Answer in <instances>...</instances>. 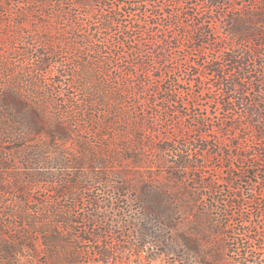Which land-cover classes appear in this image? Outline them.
<instances>
[{
  "label": "rangeland",
  "instance_id": "obj_1",
  "mask_svg": "<svg viewBox=\"0 0 264 264\" xmlns=\"http://www.w3.org/2000/svg\"><path fill=\"white\" fill-rule=\"evenodd\" d=\"M26 1L0 0V91L12 88L16 91L14 87H19L21 90L18 95L21 93L20 95L38 103L50 123L63 120L65 101L72 92L79 99H93L103 103V107L95 104L96 109L100 110L97 114L101 117L102 110L107 108V105H113L117 109L126 107L122 109L123 113L126 111L127 116L132 117L133 124L136 122L145 133V139L140 145L139 151L143 154H140L142 159H139V162L134 163L127 158L114 159V156L107 155L112 153L110 149H114V152L122 151L117 149L122 141L115 135L117 139L111 140L112 148L108 149V152L106 149L97 154L99 160L105 161L107 166H99L96 161L90 162L93 171L105 169L109 172L107 182L90 181L87 190H74L77 208L83 214L90 208L87 196H95L101 207L107 203L106 200H110L111 205L108 206L106 216L114 225L117 220L135 217L134 212L139 204L135 200L136 196L144 194L159 207L164 224L161 232L168 236L166 245L169 250L166 251L163 246L166 242H162L163 245L160 242V246L153 250L148 248L146 243L144 250L122 251L120 245L128 247L126 243H132L134 240L128 231L119 234L114 226L106 229V233L100 232V237L97 238L115 248L112 264H133L136 258L140 260V264H253L254 258L245 262L236 251L237 243L240 239H245L247 230L253 229V225L263 235L261 243L264 247V174L259 169L252 170L250 163H244L238 158L242 150L240 141L244 139L239 136L240 131L223 126L226 118L219 104V94L208 91L207 88L212 80L208 77L193 79L185 70L192 62L199 66L209 59L214 54V46L205 45L197 51L192 47V43L187 42L189 33L180 35L179 31L186 28L191 33L193 23L201 20L205 22L202 30L214 31L216 37L221 39L230 38L226 15L246 13L257 0H224V5L217 10L210 9L202 0H193V4L188 5L180 0H154L157 8L166 13V16L158 21L161 24L170 23L171 26L166 28L164 25L160 30L154 31L137 27V21L148 16L143 7L138 10L136 8V14L127 7L119 19H123L127 27H131L122 34L133 38L120 44L114 42L112 33L106 34L100 28L99 22L94 25L92 21L96 19L92 20L83 8L73 7L69 10V15L60 16L56 11H52L48 3L46 13L26 11V7L37 6L26 5ZM64 1L65 10L70 9L68 0ZM109 10L110 8L106 9L107 12ZM218 13L222 14L218 16ZM224 13L226 14L223 18ZM193 14L197 15L194 21L191 17ZM73 16L80 17L86 25H78L77 30H69L68 25L74 22ZM147 31L154 33L156 38L165 33L173 36L178 48L167 57L164 63L166 67L156 63L147 70L151 71L146 79L152 80L159 91L153 99L160 103V106L147 108L144 105L139 109L133 105L137 101L143 103L147 98H152L149 92L141 91L140 87L132 93L124 94L116 89H105L96 79L98 74L94 78V66L91 63L81 65L82 58L86 59L87 53L92 56L96 54L88 47H79L81 39L89 37L96 41L95 43H100V56L120 53L128 57L130 54L136 55L140 49L144 52L153 50V42L149 35L147 38ZM199 51L204 53L202 57H198ZM45 59H49L50 64L46 65ZM64 62L67 66L65 70L68 69L66 72H63L62 68ZM117 69L120 70L119 67ZM203 71L207 74V68L203 67ZM65 73L74 75V87L68 86L71 79ZM90 87L97 91L95 97L88 95ZM162 104L167 107L163 109ZM202 117L208 121L206 127L195 123V120L198 121ZM135 131L130 121L127 132ZM93 132L95 133V130L86 127L82 134L79 133L83 137L80 140L86 141L90 147L99 151L100 143L93 137ZM0 134H6L5 142L0 143V158L5 157L6 166L3 171L6 184L3 185V193L0 196V212L5 203H13L15 195L43 198L56 196L58 193L63 196L62 199H66L67 191L59 184L58 177H69L72 175L70 169L55 165L43 169L33 162L27 167L22 161V149L26 148L25 151H28L37 146L39 138L32 137L29 141L15 139L1 111ZM113 135L114 132H110V136ZM233 136L234 141H239V147L227 146ZM80 140H69L63 144L55 141L54 146H62L68 154H76ZM136 140L139 139L135 138L133 143H136ZM226 142L228 144L224 146ZM202 143H206L204 148L199 146ZM220 147L230 150L232 161H227V151L225 148L221 150ZM180 161H185L186 166L179 168ZM28 168L48 170L57 179L52 184L27 180ZM178 168L182 169L181 172ZM174 171H179L181 176L172 174ZM199 176L214 185L215 190L199 187L196 180ZM80 193L83 198H79ZM214 194L215 202L212 200ZM210 199L212 204L206 207L205 203ZM83 225L81 223L80 226ZM31 253L30 250H25L23 256L28 257ZM1 255L0 253V260ZM39 255L37 264H47L46 255ZM259 258L264 264V248ZM80 264L102 263L90 248L80 258Z\"/></svg>",
  "mask_w": 264,
  "mask_h": 264
},
{
  "label": "trees",
  "instance_id": "obj_2",
  "mask_svg": "<svg viewBox=\"0 0 264 264\" xmlns=\"http://www.w3.org/2000/svg\"><path fill=\"white\" fill-rule=\"evenodd\" d=\"M180 1L187 5L194 2L193 0ZM68 2L71 7L65 10L64 0H27L26 5L35 4L37 6L26 7V11L46 13L47 3L49 6L51 5L52 11H56V14L60 16L61 14L69 15V10L73 7L83 8L92 20L96 19L92 21L94 25L95 22H99L100 28L106 34L111 35L112 33L115 38L113 41L116 44L131 41L133 38V36L122 34L124 30H130L131 27H127L126 22L119 19L127 7L134 14L142 7L144 12H148L145 19L137 21V27L150 31L160 30L164 25L167 26L166 28H171L170 23L161 24L158 21L166 16V13H162L161 8H157L154 0H68ZM202 2L212 10H217L221 5H224V0H202ZM107 8H110L108 12ZM221 14L218 13V16ZM196 16V14L191 15L193 21ZM72 18L74 24L68 25L69 30H77L76 26L86 25L83 20H80V17L73 16ZM225 20L230 38L221 39L216 37L214 31L202 30L205 22L201 20H196L193 23L191 33L186 28L179 31L180 35L189 33L187 42L192 43V47L197 51L205 45L214 46V54L199 65L200 68L192 62L185 70L189 76L192 75L193 79L200 78L201 80V77H208L212 80L207 88L208 91H215L216 94H219V104L225 113L223 116L226 118L223 126L230 130L240 131L239 136L244 139L240 141L242 150L238 158L244 163H250L252 170L255 171L256 168L264 174V0H257L252 9L246 13L226 15ZM148 35L152 39L151 48L153 50L144 52L139 46L141 54L138 51L136 55L130 54L128 57L120 55V53L100 56L98 53L100 52V43H95L96 41L89 37H83L79 47H88L91 52L96 54L92 56L87 53L86 59L82 58L81 65L91 63L94 66V78L98 74L96 79L105 89L112 91L116 89L124 94L125 92L132 93L133 90L140 87L141 91L149 92V96L152 98H147L143 103L137 101L133 105L139 109H142L144 105L147 108L160 106V103L153 99V97H157L159 91L156 90L152 80L146 79L151 71L147 70L156 63L166 67L164 63H166L167 57L172 52H176V48H178L173 36H168L165 33L156 38L154 33L147 31V38H149ZM48 55L50 56L51 53ZM203 55L204 53L199 51L198 57ZM45 61L46 65L50 64L49 59H45ZM113 61L115 62L113 63ZM63 64V72H66L67 66L65 62ZM118 67L121 71H118ZM203 67L207 68V74L203 71ZM65 75L71 79L68 86L74 87V75L69 73H65ZM14 88L16 91L13 88L0 91V111L8 122L10 132L15 139L29 141V138L32 137L39 138L37 146L35 145L28 151H25L26 148L22 149V161L27 164V167L33 162L43 169H48L53 165L63 169L67 168L71 170L72 175L67 177L68 179L58 177L59 184H62V187L67 191L66 199H62L63 196H59L58 193L56 196L43 197L46 200L40 196L32 198L15 195L13 203H5L0 212V253L2 254L0 264H37L36 260L40 256L39 254L46 255L47 264H80V258L90 248L100 258L102 264H112L115 248L105 244L103 239L98 240L97 238L100 237V232L106 233V229H111L114 226L118 229L119 234L128 231L134 240L132 243H126L128 247L120 245L122 251H141L144 250L146 243H148V248L153 250L160 246V242H166L165 245L163 243L162 245L168 251L166 245L168 236L161 232L164 225L161 211L144 194L136 196L135 200L139 204L134 212L135 217L117 220L115 225L111 220H107L106 216L108 206L111 205L110 200H106L107 203L101 207L95 196H87L90 208L84 214L78 210L75 202L74 190H87V184L90 181L107 182L109 172L105 169L93 171L90 162L96 161L99 166H107L105 161L99 160L97 154L106 149L108 152V149L112 148L111 140L117 139L115 135L122 141L117 146V149L122 151L115 150L114 152V149H110L112 153H108V156H114V159L119 160L127 158L133 160L134 163L142 159L140 157L142 151L139 150H141L140 145L145 139V133L136 122L133 124L132 117L127 116L126 111L123 113L122 109L126 107L117 109L113 105H107V108H103V117H101L97 114V111L100 110L96 109L95 104L102 106L103 103L93 99L89 101L79 99L72 92L65 101L63 120L50 123L38 103L20 95L21 93L18 95L21 89ZM96 93L97 91L90 87L88 95L95 97ZM166 107L162 104L163 109ZM130 121L136 130L133 133L127 132ZM195 121L202 127L208 125V121L204 117ZM86 127L95 130L93 137L97 138L100 143L99 151L90 147L86 141L80 140L83 137L79 133L82 134ZM110 132H114V135L110 136ZM5 135L0 134V143L4 141ZM135 138L139 140L133 143ZM234 139L233 136L231 143L228 144L227 141L224 146L228 144V147H239V141H234ZM69 140L74 142L80 140L77 143L76 154H68L62 146H54L55 141L63 144ZM135 144L139 147L137 148ZM205 144L202 143L199 146L204 148ZM159 147L164 149L163 146ZM223 148L227 151L225 157L227 161H232L233 156H231L230 150L220 147L221 150ZM4 160L5 157L0 158V196L3 193V185L6 184L3 177L6 167ZM178 166H180L179 168L186 166L185 161H180ZM179 170L181 172L182 169ZM172 174L181 176L179 171H174ZM27 178L30 181H41L46 184H52L57 179L48 170L38 171L34 168H28ZM196 180H198L199 187L215 190V186L206 179L199 176ZM19 182L22 184L21 180ZM69 196H71L70 201H68ZM79 198H83V194L80 193ZM212 200L216 201L215 194L214 197L212 196ZM208 201L205 203L206 207L212 204L211 199ZM81 223L84 225L80 226ZM253 226V229L247 230L245 239H240L237 243L236 254L240 255L245 262H249V258H254L253 264H263V260L259 258L264 248L261 243L263 235L259 233L255 225ZM251 242L252 244H250ZM25 250H30L32 253L28 257L23 256ZM232 252L235 253L233 250ZM133 264H140V260L136 258Z\"/></svg>",
  "mask_w": 264,
  "mask_h": 264
}]
</instances>
